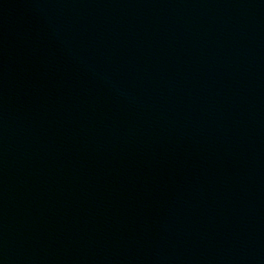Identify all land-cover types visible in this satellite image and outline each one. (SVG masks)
I'll return each instance as SVG.
<instances>
[{"label":"water","instance_id":"obj_1","mask_svg":"<svg viewBox=\"0 0 264 264\" xmlns=\"http://www.w3.org/2000/svg\"><path fill=\"white\" fill-rule=\"evenodd\" d=\"M0 264H264V0H0Z\"/></svg>","mask_w":264,"mask_h":264}]
</instances>
